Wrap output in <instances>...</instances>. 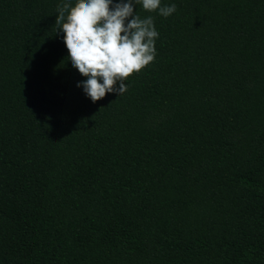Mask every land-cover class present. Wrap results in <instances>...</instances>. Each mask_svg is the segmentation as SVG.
<instances>
[{"label":"trees","instance_id":"1","mask_svg":"<svg viewBox=\"0 0 264 264\" xmlns=\"http://www.w3.org/2000/svg\"><path fill=\"white\" fill-rule=\"evenodd\" d=\"M62 2L0 0V264H264V0L134 5L155 58L95 103Z\"/></svg>","mask_w":264,"mask_h":264},{"label":"clouds","instance_id":"2","mask_svg":"<svg viewBox=\"0 0 264 264\" xmlns=\"http://www.w3.org/2000/svg\"><path fill=\"white\" fill-rule=\"evenodd\" d=\"M134 5L150 11L158 9L164 17L177 10L175 4L161 7V0H76L75 4L63 0L57 5L56 34H65L67 59L86 77L77 86L93 103L107 93L123 95L129 86L127 78L155 58V38L159 34L154 19H141Z\"/></svg>","mask_w":264,"mask_h":264}]
</instances>
